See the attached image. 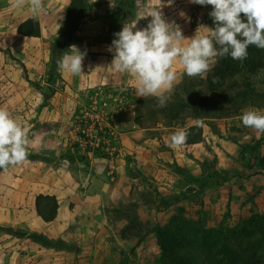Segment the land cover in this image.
<instances>
[{
    "label": "crops",
    "instance_id": "crops-1",
    "mask_svg": "<svg viewBox=\"0 0 264 264\" xmlns=\"http://www.w3.org/2000/svg\"><path fill=\"white\" fill-rule=\"evenodd\" d=\"M99 1L87 0L71 44L87 52L83 60V75L58 72L64 90L44 99L43 88H33L32 81L42 86L50 55L49 44L60 32L69 0H44L45 11L39 15L32 12L28 0L19 8L12 7L13 0H0V108L9 111L14 120L15 115L22 117V123L17 122L24 128H30L28 146H32L33 154L20 164L0 169V179L5 181L0 188V225L19 229L14 235H1L0 264H148L147 253L143 251L148 244L154 245L155 235L152 232L142 236L127 233L123 230L122 219H113L108 215L107 208L131 192L129 176L123 166L126 158L121 153L115 156L109 154L105 158L93 155L86 157V161L69 163L62 160L53 163V167L47 164L46 169L42 165L45 158L35 155L44 144L39 130L45 127H26L30 122L27 117L32 114L34 118L37 107H41L43 115H53V111L73 114L76 108L92 100V96L74 91L78 88L86 90L126 85L138 98L134 74L103 69L111 63L114 51H109L112 41L103 43L99 39L105 13ZM162 2L164 18L179 25L185 38L193 37L200 25L211 27L198 4L190 3V0H172L170 5L168 0ZM107 5H115L118 9V13L113 11V15L119 18V32L125 23L136 22L137 29L147 27L151 17H143L151 8L158 7L159 0H107ZM32 16L39 21L40 35L18 34L17 25ZM201 34H204L203 29ZM182 43L186 46L189 41ZM3 49L20 55V62H11L4 57ZM22 70L26 75L21 73ZM173 70L178 84L184 70L178 58ZM104 91L94 90L98 99L105 96ZM134 114L131 104L128 107L116 104L106 111L111 131L107 138L108 147L119 146L124 155L135 152L138 146L143 145L142 141L145 143L142 140L144 131L157 128L140 126L135 122ZM204 126L203 123L202 137L205 136ZM161 128L173 127L161 125ZM202 137L198 142L181 146L200 144L204 142ZM152 141L158 144L156 138ZM166 158L169 162H179L171 152ZM38 193L57 198L56 215L48 222L43 221L35 211L34 199ZM123 231L126 232L124 236ZM150 256L154 258V255Z\"/></svg>",
    "mask_w": 264,
    "mask_h": 264
},
{
    "label": "rangeland",
    "instance_id": "rangeland-1",
    "mask_svg": "<svg viewBox=\"0 0 264 264\" xmlns=\"http://www.w3.org/2000/svg\"><path fill=\"white\" fill-rule=\"evenodd\" d=\"M98 4L105 12L103 26L98 35L106 29L109 20H112L114 30L109 38V41H112L116 39L114 34L119 29V18H113V11L118 13V9L115 5L108 6L107 0H101ZM199 7L204 19L214 27V23L208 19V5ZM114 8L116 9L113 10ZM3 51L6 54L4 57L11 62H20V55L8 49ZM43 53L45 55V51ZM256 56L257 54L249 53L247 59ZM257 57L259 58V55ZM219 59L221 58H217V63L204 79L189 78L183 70L181 81L187 91L186 95L182 96L184 103L189 102L192 95L199 94L216 99L217 90L211 88L209 77L211 80L218 78L217 74L220 72L224 74L225 79L222 82L223 89L240 84L241 79L246 81V77L252 75L247 66L239 61L218 68ZM48 64L49 59L42 86L32 81L33 88H43L44 99L64 90L60 75L48 77ZM239 66L243 68H240L238 73L236 70ZM21 73L26 75L23 70ZM254 81L257 89H262L264 78L259 76ZM95 89L105 90V96L98 99ZM178 90L179 88H175L169 104L178 106L183 103L181 101L178 104L179 98L174 99ZM74 91L92 96V100L76 108L73 114L68 111L57 114L53 111V115H43V112H40L41 107H37L34 110L38 109L36 117L33 118L32 114L27 117L30 126L26 124V127H45L39 130L44 144L35 155L40 159L45 158L42 165L46 169L62 160L73 163L76 160L86 161V157L93 155L105 158L109 154L115 156L121 153L126 158L123 166L129 176L131 192L119 198L116 204L107 210L113 219H122L123 230L139 236L152 232L155 239L158 232L164 239L167 252L178 256L181 264H208L203 254L208 246L241 229L250 230L252 234L244 239L245 242L251 241V246L248 245L252 248L251 264H264V232L256 229L264 226V134L245 127L240 119L245 110L264 111V107L244 105L228 110L227 105H221V108L215 109L216 117L200 119L205 124V136L202 137L204 142L188 147H171L169 140L172 134L182 130L180 127L197 120L183 114L174 117L164 107H157L155 97L137 98L126 85L115 88L101 86L86 90L78 88ZM68 92L73 94L69 90ZM116 104L122 107L131 104L135 111L134 118L138 117L140 126L157 127L143 132L142 140H145V143L142 141L143 145L138 146L131 154L124 155V150H119V146L113 148L107 144L111 131L106 111ZM15 116V120L22 123V117ZM36 119L38 121H35ZM161 125L173 128H161ZM153 138H156L158 144L152 141ZM31 149L32 146H27L29 157L33 155ZM169 152L178 158L179 162H169L166 158ZM4 183V179H0V188ZM18 232V228L0 225V237L3 234L14 235ZM248 246L244 248L246 251ZM143 253H147L148 264H159L160 248L156 240L154 245L148 244ZM150 255H154V258ZM220 255H215L213 259H219ZM171 261L177 263L173 259Z\"/></svg>",
    "mask_w": 264,
    "mask_h": 264
},
{
    "label": "clouds",
    "instance_id": "clouds-1",
    "mask_svg": "<svg viewBox=\"0 0 264 264\" xmlns=\"http://www.w3.org/2000/svg\"><path fill=\"white\" fill-rule=\"evenodd\" d=\"M28 3L36 15L45 11L44 0H28ZM171 3L172 0H168V4ZM190 3L212 6L209 16L214 27L200 25L193 37L185 38L179 25L166 21L161 11L164 5L159 0L158 7L151 8L143 17H151L147 27L137 29L136 22L125 23L114 34L116 39L109 48L114 51L113 59L103 69L134 74L137 96L155 97L157 107L163 108L175 90L177 74L173 64L177 58L189 78L204 79L217 58L230 56L242 64L250 46L264 49V0H190ZM24 4L25 0H13L12 7ZM185 40L189 41L186 46L182 43ZM86 55V51L70 45L56 61L57 71L83 75ZM217 80L214 78L213 83ZM240 119L245 127L264 134V111L245 110ZM195 123L202 126L203 121ZM188 136L189 132L183 129L173 133L169 146L183 145ZM28 143V129L14 120L9 111L0 108V169L25 161L30 155Z\"/></svg>",
    "mask_w": 264,
    "mask_h": 264
},
{
    "label": "trees",
    "instance_id": "trees-1",
    "mask_svg": "<svg viewBox=\"0 0 264 264\" xmlns=\"http://www.w3.org/2000/svg\"><path fill=\"white\" fill-rule=\"evenodd\" d=\"M87 5V0H69L65 8V17L61 25L60 32L50 41V58L47 68V75L51 77L52 75H58L56 61L57 59L69 49L75 39V31L77 30L80 19L84 15L85 7ZM209 13L212 11V6L208 5ZM243 16V14H242ZM212 23L213 20L208 18ZM120 28V26H119ZM114 30V27H113ZM112 30V32H113ZM119 30V29H118ZM16 32L23 36H39L40 35V24L36 17H27L21 21L17 27ZM111 32V33H112ZM257 54L259 58L253 57L251 59H246L243 61L252 73L251 76L246 77V81L240 80V84L232 85L228 89H223L222 82L224 79L223 73H218L216 83L209 77V83L212 89L217 90L216 99L206 94H199L197 96L192 95L190 101L184 103L183 95H186V88L183 87L181 81L175 88L179 90L175 93L174 99L179 98L178 104L182 101L181 105L169 104L164 107L165 110L170 111L172 116L180 117L183 114L185 117H191L194 120L206 119L210 117H216L215 109L221 108V105H227L228 110H234L240 108L244 105H254L264 107V81L262 89H257L255 86V78L262 76L264 78V49H259L255 46H250L248 48V54ZM261 57V58H260ZM235 61L230 57L221 58L218 60V68H224L230 64H234ZM243 67H237L236 72H240ZM220 71V70H219ZM222 71V70H221ZM239 77H243L239 75ZM180 108V109H179ZM184 111V113H181ZM135 122L140 124L138 117L135 116ZM183 130L189 132L186 143H195L201 140L202 137V126H196V123H191L184 127ZM34 206L36 213L45 222L52 220L57 212L58 201L54 195L38 193L35 195ZM257 231L264 232L263 227H257ZM126 232H122L124 236ZM252 234L250 230L241 229L239 232L230 235L229 237L220 238L213 242L208 249L203 254L207 260L208 264H213V261H218V264H251L252 258V248L251 241L245 242V236ZM163 237L158 235L156 237L157 246L160 248L159 264H181L179 257L170 255L165 248ZM245 243V244H244ZM244 246L242 247V245ZM248 246L246 251L244 248ZM221 254V255H220ZM215 255H220L219 259L215 258ZM175 260L174 263L171 260Z\"/></svg>",
    "mask_w": 264,
    "mask_h": 264
},
{
    "label": "built area",
    "instance_id": "built-area-1",
    "mask_svg": "<svg viewBox=\"0 0 264 264\" xmlns=\"http://www.w3.org/2000/svg\"><path fill=\"white\" fill-rule=\"evenodd\" d=\"M113 18H114V16H113ZM113 25H114L113 21L109 20V24L106 27V29L99 35V39L101 42L107 43L109 41L110 34L113 30ZM97 119H99V117H97Z\"/></svg>",
    "mask_w": 264,
    "mask_h": 264
}]
</instances>
